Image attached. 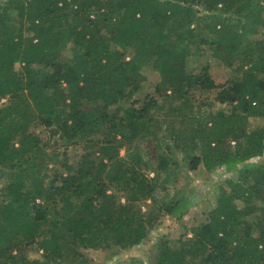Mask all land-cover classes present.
I'll use <instances>...</instances> for the list:
<instances>
[{
    "label": "trees",
    "instance_id": "1",
    "mask_svg": "<svg viewBox=\"0 0 264 264\" xmlns=\"http://www.w3.org/2000/svg\"><path fill=\"white\" fill-rule=\"evenodd\" d=\"M6 4L0 264H91L83 248L141 243L153 217L138 204L156 197L169 167L168 134L181 150H199L191 169L201 162L208 171L224 166L234 177L192 235L182 234L176 248L162 245L156 264H264V164L251 160L264 152V127H249L251 116H264V35L250 37L264 26V0ZM69 43L71 56L62 52ZM203 45L234 70L231 77L218 81L209 63L188 69L192 47ZM129 47L134 54L127 58ZM145 66L160 74L153 93L139 106L111 109L141 88ZM197 90H212V100L195 98ZM213 101L230 108L214 110ZM37 121L68 141H85L77 165L49 166L57 153L43 148L32 130ZM198 196L182 193L153 206L181 219Z\"/></svg>",
    "mask_w": 264,
    "mask_h": 264
},
{
    "label": "rangeland",
    "instance_id": "2",
    "mask_svg": "<svg viewBox=\"0 0 264 264\" xmlns=\"http://www.w3.org/2000/svg\"><path fill=\"white\" fill-rule=\"evenodd\" d=\"M8 0H0V8L7 5ZM199 7H202L201 5ZM219 11V10H217ZM229 17L228 13L224 14ZM235 17L233 20L235 21ZM205 22L202 23V25ZM264 35V26L259 25L258 34H252L250 37ZM125 55L130 58L134 54V49L129 47L125 50ZM65 55L71 56L73 53V44L69 45L62 51ZM209 63L218 81H224L227 77L234 74L231 67L224 64L223 60L213 54L208 45H203L202 49L192 47V52L188 56L187 66L190 71H198L203 65ZM38 66L37 64H34ZM15 70L22 75V63L16 62ZM146 79L142 82L141 88L133 95L123 98L111 106V109L120 107L122 110L132 105H141L150 93H153L155 83L160 79L158 71H150L146 66L143 68ZM214 92L212 90L203 92L197 90L195 98H206L211 101ZM0 99V102L6 101V97ZM203 107L209 108L211 105L201 103ZM228 103L213 101L212 109L228 110ZM250 128L264 127V116H251L249 119ZM56 127L47 126L41 121L32 125V130L41 137L43 148L57 153V157L50 162V167H55L60 171H65L66 162L77 165L82 153L85 151V141H68L64 139L59 132H55ZM168 141L172 144L171 161L166 171L162 172L158 179L159 185L156 191V197H146L139 201L144 212H150L153 217L151 228L147 236L141 243L132 246L121 247L119 244H111L108 247H87L83 251L91 258V264H156L161 247L167 243L172 248L179 246V238L186 233L192 235L191 227L194 224L205 221L209 211L216 205L219 195L224 192L229 193L231 187L228 179L234 177V172L227 171L224 166H219L212 171H208L203 163H199L196 169H191L190 159L199 150L192 149L188 152L181 150L170 138ZM121 154L126 153V147L122 146ZM252 161H258L264 164V152L261 155L251 158ZM149 176H154L155 171L148 170ZM0 182V186L2 185ZM119 199L125 201L126 192H117ZM182 193H198L199 196L189 212L181 219L171 216L166 210L153 206V203H161L172 197L180 196ZM1 198V195H0ZM252 220L256 215H251Z\"/></svg>",
    "mask_w": 264,
    "mask_h": 264
},
{
    "label": "built area",
    "instance_id": "3",
    "mask_svg": "<svg viewBox=\"0 0 264 264\" xmlns=\"http://www.w3.org/2000/svg\"><path fill=\"white\" fill-rule=\"evenodd\" d=\"M3 99H5V98L3 97Z\"/></svg>",
    "mask_w": 264,
    "mask_h": 264
}]
</instances>
